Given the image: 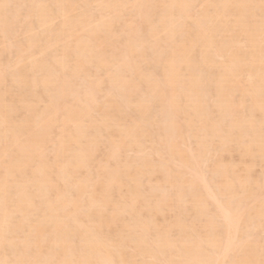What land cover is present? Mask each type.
Segmentation results:
<instances>
[{
	"label": "bare ground",
	"instance_id": "6f19581e",
	"mask_svg": "<svg viewBox=\"0 0 264 264\" xmlns=\"http://www.w3.org/2000/svg\"><path fill=\"white\" fill-rule=\"evenodd\" d=\"M257 161L264 0H0V264H264Z\"/></svg>",
	"mask_w": 264,
	"mask_h": 264
},
{
	"label": "rangeland",
	"instance_id": "374dc122",
	"mask_svg": "<svg viewBox=\"0 0 264 264\" xmlns=\"http://www.w3.org/2000/svg\"><path fill=\"white\" fill-rule=\"evenodd\" d=\"M101 154H102V152H101ZM101 154H98V155H100V159H101V156H103V154H102V155H101ZM232 154L234 155V153H232ZM227 155H228V154H227ZM227 155H226V157H227ZM129 156H130V157H131V156H134V157H135L134 153H129ZM129 156H128V157H129ZM228 156H229V158H230L231 154H229ZM237 156H238V154L236 153V155L234 156V157H235L234 160H233L232 156H231L232 159H229V160H230L231 162L234 163V161L236 160V157H237ZM98 157H99V156H98ZM226 157H225V158H226ZM102 158H103V157H102ZM237 158H238V160H239L240 157L238 156ZM100 159H98V160H100ZM101 160H102V159H101ZM101 160H100V161H101ZM226 160H228V159H226ZM232 160H233V161H232ZM240 160H241V161H239V162H241V163L238 162V166H241L240 168H242V165H241V164H243V163L245 162V159H241V158H240ZM242 160H243V161H242ZM236 162H237V161H235V164H236ZM242 162H243V163H242ZM247 162H248V159H247ZM247 162H245V164H246ZM257 163H258V165H259V164H260V165L258 166L257 164H255V165H257V167H255V169H254V167H253V170H254V173H255V174H252V175H255V178H257V177H261V175H259V174H262V173L264 172V170H263V172H262V167H263V169H264V166H263V165H264V162L262 163V162H258V161H257ZM261 163H262V164H261ZM245 164H243V167H244ZM260 166H262V167H260ZM237 169H238V168H237ZM242 169H243V168H242ZM240 170H241V169H240ZM255 170H257V171H255ZM239 172H242V171H239ZM258 172H261V173H258ZM241 174L244 175V173H241ZM241 174H240V175H241ZM263 176H264V175L262 174V177H263ZM260 190H262V189H260ZM263 190H264V189H263ZM260 192H261V193H260ZM256 193H257V192H256ZM262 193H263V194H262ZM260 194H261V195H260ZM260 196H261V199L264 198V197H262V196H264V191H259V192H258V195H257V197H256V200H257V201H258V198H259V200H260V201H258L259 204H258V202H257V203H253V202L251 201V206H253V205H257V204H258V205L263 204L264 201H261ZM256 200H254V201H256ZM252 203H253V204H252ZM258 205H257V207H258ZM254 207H255V206H254ZM260 234H262V236H260ZM256 236H257L256 238H255V236L252 237L251 240L254 241V240L256 239L255 242H257V243H261V244H262V242L264 241V232L262 233V231H259L258 235H256ZM258 236L260 237V239L258 238ZM253 239H254V240H253ZM258 240H259V241H258ZM260 240H261V241H260ZM263 245H264V242H263Z\"/></svg>",
	"mask_w": 264,
	"mask_h": 264
}]
</instances>
